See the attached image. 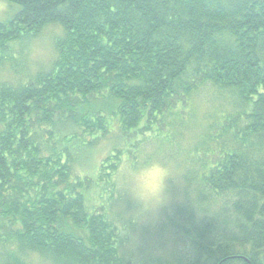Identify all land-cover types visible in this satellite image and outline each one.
Listing matches in <instances>:
<instances>
[{
	"label": "trees",
	"instance_id": "16d2710c",
	"mask_svg": "<svg viewBox=\"0 0 264 264\" xmlns=\"http://www.w3.org/2000/svg\"><path fill=\"white\" fill-rule=\"evenodd\" d=\"M5 1L0 73L61 34L0 78V264H133L111 212L153 159L184 166L173 264H264V0ZM205 90L220 109L184 147Z\"/></svg>",
	"mask_w": 264,
	"mask_h": 264
},
{
	"label": "rangeland",
	"instance_id": "374dc122",
	"mask_svg": "<svg viewBox=\"0 0 264 264\" xmlns=\"http://www.w3.org/2000/svg\"><path fill=\"white\" fill-rule=\"evenodd\" d=\"M17 6L8 4L5 0H0V21L13 16ZM61 34L58 25L51 24L44 27L40 34L31 40L25 50V65L18 73L5 67L0 73V78L11 81H24L28 74L36 70L44 69L54 58V40ZM214 101V102H213ZM196 122L192 121L187 131V139H184L182 146L187 147L191 142L190 137H195L203 130L208 114L214 109H220V102L212 100L211 91H203L195 98ZM180 160H170L169 167L171 180L166 191L159 197L158 202L149 205H141L132 198L128 191L127 174L125 172L122 180L124 183L125 201L117 202L112 208V218L123 219V223L132 224L127 229L129 240L125 243V253L132 258L133 264H140L144 259L146 264H173L174 260L182 251V243L178 235L173 231L172 226L167 221L175 212V205L182 201L183 181L181 179L184 166L178 165ZM124 172V170H123ZM122 172V175H123ZM126 175V176H125ZM159 204L163 206L158 207ZM172 213V214H171ZM168 216V217H167Z\"/></svg>",
	"mask_w": 264,
	"mask_h": 264
},
{
	"label": "clouds",
	"instance_id": "9594fccd",
	"mask_svg": "<svg viewBox=\"0 0 264 264\" xmlns=\"http://www.w3.org/2000/svg\"><path fill=\"white\" fill-rule=\"evenodd\" d=\"M127 174L128 191L141 205L156 203L171 180L169 167L159 160H144L135 166H123ZM163 206L159 204L158 207Z\"/></svg>",
	"mask_w": 264,
	"mask_h": 264
},
{
	"label": "bare ground",
	"instance_id": "6f19581e",
	"mask_svg": "<svg viewBox=\"0 0 264 264\" xmlns=\"http://www.w3.org/2000/svg\"><path fill=\"white\" fill-rule=\"evenodd\" d=\"M15 251V250H14Z\"/></svg>",
	"mask_w": 264,
	"mask_h": 264
}]
</instances>
